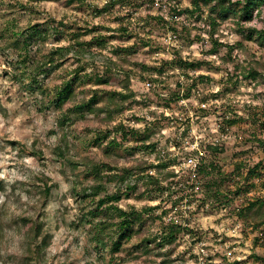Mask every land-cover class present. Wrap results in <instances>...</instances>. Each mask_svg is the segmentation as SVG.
I'll return each mask as SVG.
<instances>
[{"label":"rangeland","instance_id":"obj_1","mask_svg":"<svg viewBox=\"0 0 264 264\" xmlns=\"http://www.w3.org/2000/svg\"><path fill=\"white\" fill-rule=\"evenodd\" d=\"M189 4L192 7L191 0H134L120 2L111 10L98 14L97 9L104 4L101 6L96 0H0V58L4 64L0 79L9 81V87L3 89V96L7 97L5 103H11L13 96L17 98L19 107L13 116H22L18 127L23 133L19 140L9 136L0 139L12 149L19 148L21 157L25 153L35 157L42 167H47V163H61L57 170L59 177L72 185L76 176L54 153L55 147L48 143L51 137L57 136L60 143L67 136L71 155L79 153L103 158V149L93 145L92 139L95 127L105 129L106 125L90 116L72 128H59L56 125L58 112L52 105H43L45 96L27 87L26 80L15 76L23 63L18 60L20 57L15 48L6 46L9 30H22L36 22L62 19L69 25L46 43L38 45L43 51L57 43L68 44L78 27L89 29L92 32L86 34V39L94 35L106 39L107 48L102 51L104 57L118 60L122 54L129 58L124 66L131 73L134 97L125 104L118 119L129 128L134 123L144 124V128L149 126L157 141L154 151H139L132 149L137 142L131 137L121 142L118 155L106 159L116 163L120 170L150 163L148 171L154 170L163 179L164 188L141 195L140 189L145 186L140 183L138 190L116 204L126 210L154 207L150 215L155 220L146 213L147 221L134 225L138 228L143 224L152 236L159 235L162 225L170 219L181 225L178 242L169 250L173 259L171 264H189L190 261L193 264H213L214 261L219 264H264V226L255 227L252 221H245L237 214L250 200L264 197V106L241 105L235 101L236 96L246 94L241 88L249 87L253 88V93H247L251 100L264 99V92L257 93L253 87L264 86L260 80L236 77L253 59L264 60V48L248 38L246 31L264 29L246 26L254 19L264 25V8L255 11L250 20H240L236 16L221 20L208 6H202L201 14L178 13V9L189 7ZM210 15L217 19L215 28ZM122 27L129 31H123ZM35 48H32L33 52ZM117 48L119 55L114 52ZM120 49L127 50L122 52ZM32 57L23 59L29 64ZM102 60L96 58L87 67V72L100 71ZM175 60L200 62L201 65L187 68L172 64ZM217 61L221 62L219 66ZM76 65L74 58L65 61L59 71L43 78L44 85L52 89V78L59 82L70 75L65 68L72 71ZM122 78L123 74L114 76L108 86L94 85L86 80L82 86L85 93L78 94L72 101H80L83 94L90 96L95 89L121 90ZM214 84L221 85L220 91H211ZM153 106L167 110L170 115L148 111L147 115L154 119L147 120L142 113ZM0 114L8 117L3 104H0ZM234 119L236 123L231 122ZM29 139L31 144L26 143ZM118 139L121 140L120 135ZM0 151H3L2 147ZM205 155L207 161H214L219 166L211 175L199 176L195 169L178 174L177 168L182 162L188 159L200 161ZM162 159L169 163L165 169L159 166ZM257 164L260 165L258 174L248 175V169ZM171 170H175L177 176L168 178ZM109 173L107 169L103 170L105 180ZM109 186L107 192L113 191L116 184ZM3 187V181H0V191ZM33 187L42 199L34 216L19 221L29 227L34 245L22 264H33L40 257L41 248L49 246L60 249L57 256L62 258L63 264H80L87 258H94L96 264H153L150 257L139 253L135 238L125 242L119 252L112 253L111 246L102 250L94 240L97 229L83 218L90 204L77 201L72 188L62 204L63 210H57L49 217L45 210L49 200L55 197L54 190L59 187L57 180L45 177ZM185 202L187 206H184ZM109 205L103 206L101 217L105 216ZM160 215L161 219L158 218ZM237 223L241 225L239 235H231ZM45 236L48 244L42 246ZM156 261L158 264L161 259Z\"/></svg>","mask_w":264,"mask_h":264},{"label":"trees","instance_id":"obj_2","mask_svg":"<svg viewBox=\"0 0 264 264\" xmlns=\"http://www.w3.org/2000/svg\"><path fill=\"white\" fill-rule=\"evenodd\" d=\"M71 1L68 0V2ZM125 1L131 2L134 0H109L101 9H97V13L101 14L104 11L111 10L114 5ZM191 4L192 7L178 9V13L201 14V11H203L202 6H208L212 14H216L221 20L228 19L230 16L239 17L240 20H250L253 18L255 11L260 12L264 8V0H191ZM209 17L213 28H215L217 25L216 17L212 15ZM66 27H69L67 21L53 19L36 22L22 30H9L6 46L15 48L17 57H20L18 60H22L23 63L22 66L20 63V71L15 76L23 81L26 80L27 87H31L45 96L46 99H44L43 105H52L55 111L58 112L56 125L59 128H72L78 123L87 121L90 116L106 125L105 129L95 127V135L92 139L93 145L103 149L102 159H96L90 155L83 156L79 153L71 155V149L66 140L67 136H64V140L60 141L54 151L56 156L64 160L76 176L72 187L75 199L85 201L87 205L90 204L87 213H83V218L86 220L85 222L92 223L93 227L97 229L94 240L98 243V246L102 250L111 246L112 253H115L122 249L125 242L135 238L134 243L137 244L139 253L143 257H150L153 264H156V259L159 258L161 262L158 264H171L173 259L169 250L178 242V235L182 230L181 225L170 219L168 223L162 225L159 235L152 236L148 233L149 230L143 227V224L138 228H135L134 225L140 221L146 222L154 207L126 210L116 204L123 198L129 197L132 191L138 190L140 183L145 186L144 189H140L141 195H144L146 191L152 192L164 188L163 179L158 175H152L148 171L151 166L150 163L145 162L142 165L120 170L116 163H110L106 159L118 155L117 148L121 146V142L129 140L131 137L137 142V145L132 148L134 150L154 151L157 146L156 138L153 137L154 133L149 126L144 129L129 128L122 120L118 119L124 110L125 104L134 97V91L131 88V73L124 66L129 62V58L122 54L118 60L109 56L104 57L102 51L107 48L106 39L101 35H94L92 38L86 39V34L92 31L83 29V27H78L76 31H73L70 41L66 45L57 43L47 51H43L41 47H38V45L46 43L51 36H56ZM121 29L126 32L129 31L127 27ZM246 31L248 38L255 40L264 48V29L252 28ZM32 48H35L34 52ZM127 49L120 50L124 52ZM31 52H33V55H31ZM114 52L120 54L118 48L114 49ZM28 56H33L29 64L26 63V59H23ZM99 57L103 58L102 69L97 72H87V67ZM70 58L77 60L76 67L72 71L65 68V71L70 75L62 78L59 82L52 78V89H48L43 83V78L55 74ZM171 63L180 64L187 68H195L201 65L200 62L183 60H175ZM120 74H123V78L119 83L121 90L105 91L95 89L90 96L83 94L80 101H72L78 94L85 93L82 86L86 80L94 85L108 86L111 84L112 78ZM40 76H42V79ZM239 76L251 81L260 80L264 84V60L253 59L252 62L241 68L236 77ZM101 91L102 95L100 94ZM231 122L236 123L237 121L234 119ZM119 135L121 140L118 139ZM206 156L200 159L195 168L199 176L211 175L213 170L219 168L214 161H207ZM159 164L164 169L169 165L163 159ZM259 167L260 165L257 164L249 168L247 174H258ZM104 169L110 172L107 175V180H105L106 175L103 174ZM173 176H177L175 170L169 171L168 178ZM112 183L116 184L115 189L107 192V189L111 187L109 185ZM213 183L218 185L216 181ZM209 184L211 185V181ZM103 192L105 194L96 200ZM218 192L221 193L220 190ZM93 204H95V207L92 206ZM105 204L111 206L109 205L105 216L101 217ZM164 212L167 213V211ZM146 213L148 216L144 217ZM237 214L245 221H252L255 227L264 226V197L250 200L246 206L238 210ZM150 218L155 220L154 216ZM158 218L161 219L162 215ZM95 220L98 221L94 223ZM47 238L46 236L43 238L42 246L48 244Z\"/></svg>","mask_w":264,"mask_h":264},{"label":"clouds","instance_id":"obj_3","mask_svg":"<svg viewBox=\"0 0 264 264\" xmlns=\"http://www.w3.org/2000/svg\"><path fill=\"white\" fill-rule=\"evenodd\" d=\"M89 2H92V0H89ZM96 2L101 3L102 6L108 0H96ZM188 6L191 7L190 4ZM246 26L264 27V25H259L255 19ZM235 39H239V37H235ZM10 58L15 59L14 56H10ZM216 63L219 66L221 62L217 61ZM3 68V58H0V70ZM0 85L3 86V88H0V104H3L8 110L7 118L0 114V137L9 136L18 140L22 139L23 133L20 132L18 127L22 116H13V112L19 107L17 98L13 96L11 103H5L7 97L3 96V89L9 87V81L0 79ZM253 87H255L257 93L264 92V86L256 87L253 85ZM220 89L221 85L214 84L211 91L218 92ZM241 92L246 94L236 96L235 101L237 103L264 106V99L251 100L247 95V93H253V88H241ZM9 94L13 95V93ZM148 111H158L163 112L165 115H170L167 110L155 109L153 106L142 113L149 121H152L154 117L148 116ZM131 126L136 129H143L145 125L134 123ZM26 143L31 144V140H27ZM48 143L50 146L56 147L59 145V138L53 136ZM0 147L3 148V151H0V181H3L4 185L3 191H0V264H22L23 259L30 254L29 250L34 245L29 227L19 221L23 218L34 216L35 210L39 207L42 199L33 186L45 177H53L57 180L59 187L54 190L55 197L49 200L45 210L51 217L55 215L57 210H63L62 204L65 202V197L70 193L73 185L71 182H65L62 177H59L57 170L61 168V163L52 164L45 162L47 167H42L35 157L27 153L21 157L19 148L12 149L8 147L2 139H0ZM198 163L197 159H188L186 162H182L177 168L178 174L183 175L190 170L194 171ZM151 174L156 175L154 170H152ZM184 206H187L186 202ZM14 221L16 223H13ZM240 228L241 225L237 223L230 234L239 235ZM58 251L60 249L55 246L42 247L40 257L34 260L33 264H63L62 258L57 256ZM53 257L57 258L53 260ZM93 257H95V253H93ZM80 264H96V261L94 258H87L82 259ZM189 264H193V262L190 261ZM213 264H219V262L214 261Z\"/></svg>","mask_w":264,"mask_h":264}]
</instances>
